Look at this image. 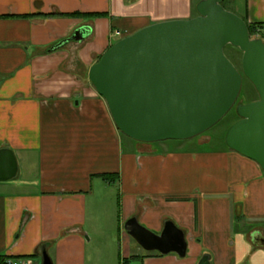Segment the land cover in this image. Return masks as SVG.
<instances>
[{"label":"crops","instance_id":"0c3cea01","mask_svg":"<svg viewBox=\"0 0 264 264\" xmlns=\"http://www.w3.org/2000/svg\"><path fill=\"white\" fill-rule=\"evenodd\" d=\"M246 1L243 17L264 24V0ZM192 10V0H0V148L19 165L0 181V264H41L43 246L54 264H110L117 228L119 257L137 256L129 264H197L204 253L213 264H264L260 164L228 145L203 148L207 137L195 148L137 141L89 79L115 38ZM76 12L106 15L66 16ZM83 25L87 38L49 51ZM133 216L156 233L174 221L186 256L133 245L121 231Z\"/></svg>","mask_w":264,"mask_h":264},{"label":"water","instance_id":"95a60500","mask_svg":"<svg viewBox=\"0 0 264 264\" xmlns=\"http://www.w3.org/2000/svg\"><path fill=\"white\" fill-rule=\"evenodd\" d=\"M223 1L200 0L195 17L155 22L121 38L91 66L89 79L124 134L155 142L188 139L218 123L235 105L245 75L259 99L237 106L240 119L227 131L226 142L264 169V40L251 37L247 22ZM91 32L83 25L49 51ZM228 45L242 51L240 69L225 55ZM18 173L14 151L0 148V181ZM125 229L147 251L187 254L185 231L172 220L156 233L133 216ZM41 256V264H54L46 246ZM197 264H213L211 256L204 253Z\"/></svg>","mask_w":264,"mask_h":264},{"label":"rangeland","instance_id":"374dc122","mask_svg":"<svg viewBox=\"0 0 264 264\" xmlns=\"http://www.w3.org/2000/svg\"><path fill=\"white\" fill-rule=\"evenodd\" d=\"M198 2L199 0H192V6H193L192 16L193 17L198 15V12L196 10V6ZM224 7L227 10L232 11L243 18V16H245L247 1L246 0H226L224 2ZM118 40H120V37L115 38L113 41L115 43ZM224 52H225V55L232 61V63L238 69H240L241 68L240 60L242 59L240 51L236 49L235 47L228 45L225 47ZM258 99H259V93L256 87L254 86V84L248 77L243 75V83H242L240 95L235 105L230 109V111L218 123L210 127L208 130L194 137L185 139L184 143H189V145L193 146L194 148L199 147L200 146L199 139L201 137L203 139H205L204 137H207L208 141L202 144L203 148L216 150V149H222L226 147L227 146V142H226L227 131L235 122H237L240 119L237 113V106L241 103L248 104ZM168 141H172L170 143H177L176 141H180V140L178 139L170 140L169 139ZM113 213L115 214L116 217H118L117 220H115L113 224H115L116 222L117 227H119L120 208L118 207V202L115 205ZM125 223H124V226L121 225V231L123 232L126 231ZM119 232L120 231L117 228L115 231V241H113L114 243H112V250H110V253H109L110 264H115V262L116 264H119V261H121V259H124L122 256L121 258L119 257L121 255V245H122V239H121V235ZM132 243L135 246L137 245L136 240H132Z\"/></svg>","mask_w":264,"mask_h":264},{"label":"trees","instance_id":"16d2710c","mask_svg":"<svg viewBox=\"0 0 264 264\" xmlns=\"http://www.w3.org/2000/svg\"><path fill=\"white\" fill-rule=\"evenodd\" d=\"M226 0L223 1V5L224 2ZM106 13H72V14H67L66 16H71V17H90V18H96V17H101V16H105ZM243 19L247 22L248 28H249V32L251 37H261L264 40V32H263V28H264V24L260 23V22H249L247 20L246 17H243ZM231 46V45H229ZM236 49H238L237 47H235ZM239 50V49H238ZM240 51V50H239ZM241 57H242V51H240ZM106 180H110V175H102ZM118 178V174L114 175V178L112 179H116ZM133 257H137V256H133ZM124 258L122 260L121 264H129L130 260L133 258Z\"/></svg>","mask_w":264,"mask_h":264},{"label":"built area","instance_id":"2783aa9c","mask_svg":"<svg viewBox=\"0 0 264 264\" xmlns=\"http://www.w3.org/2000/svg\"><path fill=\"white\" fill-rule=\"evenodd\" d=\"M3 264H32L31 258L7 259Z\"/></svg>","mask_w":264,"mask_h":264}]
</instances>
